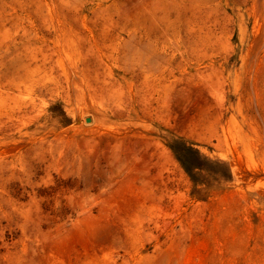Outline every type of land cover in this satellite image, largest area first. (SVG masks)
<instances>
[{"label": "rangeland", "instance_id": "374dc122", "mask_svg": "<svg viewBox=\"0 0 264 264\" xmlns=\"http://www.w3.org/2000/svg\"><path fill=\"white\" fill-rule=\"evenodd\" d=\"M0 264H264V0H0Z\"/></svg>", "mask_w": 264, "mask_h": 264}, {"label": "bare ground", "instance_id": "6f19581e", "mask_svg": "<svg viewBox=\"0 0 264 264\" xmlns=\"http://www.w3.org/2000/svg\"><path fill=\"white\" fill-rule=\"evenodd\" d=\"M86 99H87V98H86ZM81 100H82V98H81ZM87 100H88V99H87ZM83 101L86 102L84 99L82 100V102H83ZM84 102H83V103H84ZM98 116H99V115H98ZM89 119H90V118H89ZM90 122H91V120H90ZM90 122H89V123H90Z\"/></svg>", "mask_w": 264, "mask_h": 264}, {"label": "water", "instance_id": "95a60500", "mask_svg": "<svg viewBox=\"0 0 264 264\" xmlns=\"http://www.w3.org/2000/svg\"><path fill=\"white\" fill-rule=\"evenodd\" d=\"M89 122H90V119H89V118H87V119H86V123H89Z\"/></svg>", "mask_w": 264, "mask_h": 264}]
</instances>
